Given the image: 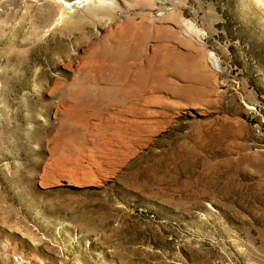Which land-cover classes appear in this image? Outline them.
<instances>
[{
	"label": "rangeland",
	"instance_id": "1",
	"mask_svg": "<svg viewBox=\"0 0 264 264\" xmlns=\"http://www.w3.org/2000/svg\"><path fill=\"white\" fill-rule=\"evenodd\" d=\"M65 3L0 0V264H264V0Z\"/></svg>",
	"mask_w": 264,
	"mask_h": 264
},
{
	"label": "bare ground",
	"instance_id": "2",
	"mask_svg": "<svg viewBox=\"0 0 264 264\" xmlns=\"http://www.w3.org/2000/svg\"><path fill=\"white\" fill-rule=\"evenodd\" d=\"M62 1L66 2L65 4H68V3H76V2L80 3L82 0H62ZM62 11L64 10L62 9ZM177 13H179V11ZM129 25H130L129 23H125L122 26L119 32V35H118V37L121 39L120 43L104 44L101 48H99L98 50H95V52L92 53V56L96 57L98 61H101V62H103V60H113L116 62V64L119 67L124 65L127 58L129 57L135 58L137 55V50L135 46H130L126 44L125 41L124 43L122 40V38L132 35V28ZM145 35H146L145 33H140V34H137L135 39L134 38L133 39L136 42L140 43L145 38ZM157 53L158 52H154L147 56L146 68L139 67L135 69L133 73H129L127 77L130 76V74H133V77L135 78L137 82L144 81L151 75L153 65L156 62H158L159 65H162L164 67L166 66L171 67L172 73L174 75L176 76L178 75L179 77H182L184 79H189L193 77L202 78V76H199V75L197 76L191 72L190 68H191L192 61L189 58V56H187V54H184L181 52H173L172 54H166V55L159 56ZM174 91H176V93H178L181 97H183L184 99L190 102H194L198 98L196 90L193 87L183 86V87L174 89ZM73 95H77L80 98H83L87 95V92L84 89L82 90L78 89L75 92H73ZM60 138H62V135L59 134L58 136H56V139L59 140Z\"/></svg>",
	"mask_w": 264,
	"mask_h": 264
}]
</instances>
